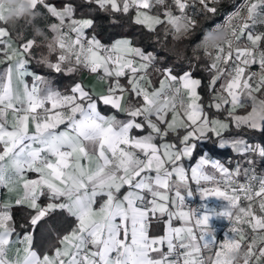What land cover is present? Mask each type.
Masks as SVG:
<instances>
[{"label": "snow or ice", "instance_id": "1", "mask_svg": "<svg viewBox=\"0 0 264 264\" xmlns=\"http://www.w3.org/2000/svg\"><path fill=\"white\" fill-rule=\"evenodd\" d=\"M84 2L113 22L129 17L180 41L198 15L216 13L219 0ZM29 3L33 16L17 17L31 31L22 42L0 17V188L8 193L0 197V264H227L233 246L243 251L241 264H264V176L250 158L264 159V144L242 135L264 132V31L256 30L264 26V0H239L224 23L200 34L193 57H207V101L191 71L156 68L158 54L129 38L102 43L94 18L77 16L75 0ZM51 18L57 22L41 23ZM37 49L45 50L37 63L55 73L87 71L95 83L52 88L29 69ZM213 136L249 167L229 169L205 153L189 175L185 161ZM241 175L246 181L237 183ZM190 180L211 184L199 191L204 201H225L223 208L185 210ZM16 207L28 210L24 233L17 232ZM214 216L234 222L222 242L211 228ZM173 219L183 226L173 227ZM161 221L167 230L152 234ZM41 227L44 251L36 246Z\"/></svg>", "mask_w": 264, "mask_h": 264}, {"label": "trees", "instance_id": "2", "mask_svg": "<svg viewBox=\"0 0 264 264\" xmlns=\"http://www.w3.org/2000/svg\"><path fill=\"white\" fill-rule=\"evenodd\" d=\"M238 0H219L217 11L215 14L208 13L205 15H198L196 17L197 23L195 28L190 32L188 36L180 41H174L171 35L167 40L164 39L161 28L157 26L156 32H149L146 28L136 25L129 17H117L118 22H113V19L103 13H95L89 10V6L84 0H75L78 6L77 16L88 17L91 16L95 20L94 33L98 39L104 44L111 43L118 37L127 36L130 37L133 43L146 51H154L158 54L159 61L156 66L169 67L176 75L181 74L183 71L189 70L192 75L197 76L202 81V86L199 89L200 93L204 97L205 101L208 100L207 84L209 80L208 73L204 69V65L207 63V58L202 52H198L199 59L193 57V49L199 40L200 34L207 29L211 23L220 18L228 9H230ZM55 2V0H54ZM26 19L32 17L31 11L23 15ZM11 26H16V31L22 35L19 37L20 41H23L30 37L31 31L27 29L23 24L17 25V17L9 16L6 20ZM54 18L49 21H42V24L56 23ZM183 52V55H177V52ZM50 76L56 82L59 88L67 91L75 82L78 81L77 74L67 73H55L48 71ZM214 111V110H213ZM221 118H224L221 114ZM235 135L236 132L233 129L231 133ZM227 135V134H226ZM242 135L252 143L264 144V132L256 130H245ZM217 138L215 136L212 139L204 141L198 145L196 152L189 162L194 161L204 150H209L212 154L221 156L223 160L225 157L239 158L241 155L234 154L231 149H219L217 146ZM257 158H260L256 156ZM264 167V159L258 160V164L255 168V173L259 176H264L262 168ZM28 210L22 207H16L14 209L17 232H24L28 230ZM36 246L41 251H44L48 246V239L46 236L45 228H38L36 231Z\"/></svg>", "mask_w": 264, "mask_h": 264}, {"label": "crops", "instance_id": "3", "mask_svg": "<svg viewBox=\"0 0 264 264\" xmlns=\"http://www.w3.org/2000/svg\"><path fill=\"white\" fill-rule=\"evenodd\" d=\"M30 7H31V5L29 3V0H0V17H2L4 20H7V18L9 16H16V17H18V16H21V15H25L26 13H28L30 11ZM55 22H57V21H55ZM256 30L257 31H264V26H259L258 25ZM121 38H129V39H131L130 37L123 36V37H118V38L114 39L113 41H115L117 39H121ZM111 43H109V44H111ZM14 46H18L15 41H14ZM135 46H137V45H135ZM42 51H45V50H39V49L34 50L35 55H34V58L32 59L31 64L29 65L30 71H34L37 74H40L43 77H45V79L49 82L50 86L52 88H54V89H57V90H59L61 92H68V91H70V89H71V87L73 85L67 91H65L64 89L59 88L58 85L56 84V82L53 80V78L48 73V71H52V70L48 69L47 67H45L42 64L37 63V61L40 58V55H41V52ZM51 59L54 60L55 57L53 56V57H51ZM3 67H4L3 65H0V69H2ZM155 67L156 68H160V69H162V68H169V67H160V66H155ZM186 71H189V70H186ZM186 71H183L181 74H179L177 76L182 75ZM150 72H152V78L154 80L158 81L159 78H160L159 77V74L157 72L151 70V69H150ZM72 74H76V73H72ZM77 75H78V81L77 82L83 81L85 84H93L96 81V76L94 74H89L87 71L83 72L82 74H77ZM192 76H193V78L200 79L197 76H194V75H192ZM27 79L29 80V82H31V79L32 78L31 77H28ZM198 91H199V89H198ZM244 138L247 140L246 137H244ZM203 142L204 141H201L199 144H202ZM248 142L249 143H252L250 141H248ZM217 143H218V141H217ZM205 153L211 155L212 158L219 160L222 164H224L225 167H227L229 169H235L237 167V164L241 165L242 168H248L249 167V165L247 163V159L248 158H246L244 156H241V157L235 158V159H233L230 156H228V157H225L226 160H223L221 158V156L212 154L207 149L204 150V152L202 154H205ZM233 153L236 154L235 152H233ZM202 154H200L192 162H189V160H186L185 161L186 167L189 169V175H191L190 169L192 167H195L196 166V164H197V162H198V160H199V158H200V156ZM250 158H252V159L255 160V168H256V166L258 164V160H260V158H257V157H250ZM206 171H208L210 174H215L217 176V179L218 180H221V178L219 177V175L216 174V173H214V171L212 169L206 168ZM260 174H263L264 175V167L262 168V173H260ZM244 178H245V176H243V175L238 176V179L239 180H242ZM237 183H239V182H237ZM189 184L192 185L193 186V189L195 190V194H196V197H197V200H198V205L200 207L194 213H196L197 215L202 214L203 211H204L203 205H205V204H207V207H208L209 210L215 209V210L219 211V210H221L223 208L224 205H221L220 203H224L225 201H223L221 199L212 197V198H208L207 201H204V198L202 197V195H201V193L199 191V187H201V186H203V187H211L212 186L211 184H209L208 182H205V181H201V185L198 186L194 181H191V180L189 181ZM223 184H224V182L221 180V186L222 187H223ZM7 195H8L7 191L5 189H3V188H0V197H6ZM189 199H190V197H187L186 198L185 210H189L188 209V205H187V202H188ZM223 220H224V217H215V216L211 219V222L210 223H211V228H212V231L214 233L215 239H216V233H215V230L213 228V224L216 223V222H221ZM172 226L173 227H181V226H183V222L180 221V220H177V219H173ZM150 230H151L152 234L162 235L167 230V224L164 223L163 221H161L159 223H154L151 226V229ZM24 232H20V233H24ZM237 239H239V237H237ZM242 255H243V251L242 250H237L233 246L232 248H230L228 250V253H227V264H232L233 261H235V264H241V257H242Z\"/></svg>", "mask_w": 264, "mask_h": 264}, {"label": "built area", "instance_id": "4", "mask_svg": "<svg viewBox=\"0 0 264 264\" xmlns=\"http://www.w3.org/2000/svg\"><path fill=\"white\" fill-rule=\"evenodd\" d=\"M237 2H239V0ZM233 6L230 9H228L220 18L216 19L213 23H211V25L209 27H211L213 25H216V24L224 23L227 14L233 9ZM208 39L209 40H213L214 38L213 37H208ZM257 176H259V175H257ZM235 180H236V182L244 183L246 181V177L244 179H242V180H239L238 177H236ZM190 188H191V190L193 192V195L190 196V199L188 200L187 205H188V209H190L192 212H195L200 207L198 205V200H197V197H196V194H195V190L193 189V186L190 185ZM246 203L247 202H245V204ZM220 204L221 205H225L226 202L220 203ZM233 226H234V222L230 221L227 218H224V220L221 221V222L214 223L213 224V228H214L215 233H216V241L222 242L226 238V236L232 235L231 229H232Z\"/></svg>", "mask_w": 264, "mask_h": 264}, {"label": "clouds", "instance_id": "5", "mask_svg": "<svg viewBox=\"0 0 264 264\" xmlns=\"http://www.w3.org/2000/svg\"><path fill=\"white\" fill-rule=\"evenodd\" d=\"M224 34L222 33L220 36L214 38V39H223Z\"/></svg>", "mask_w": 264, "mask_h": 264}]
</instances>
